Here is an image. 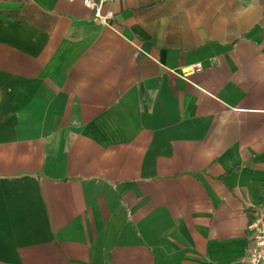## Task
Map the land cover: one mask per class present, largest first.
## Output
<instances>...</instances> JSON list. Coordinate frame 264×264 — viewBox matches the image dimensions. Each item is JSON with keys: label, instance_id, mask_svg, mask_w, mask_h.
<instances>
[{"label": "crops", "instance_id": "1", "mask_svg": "<svg viewBox=\"0 0 264 264\" xmlns=\"http://www.w3.org/2000/svg\"><path fill=\"white\" fill-rule=\"evenodd\" d=\"M108 10L0 0V264H244L264 0Z\"/></svg>", "mask_w": 264, "mask_h": 264}, {"label": "built area", "instance_id": "2", "mask_svg": "<svg viewBox=\"0 0 264 264\" xmlns=\"http://www.w3.org/2000/svg\"><path fill=\"white\" fill-rule=\"evenodd\" d=\"M74 2L75 0H67ZM84 6L94 12L96 20L104 26H110L115 18L113 11H105V7L119 0H80ZM201 65L192 68V71L201 70ZM251 241V250L244 264H264V206L255 208L253 218L247 227Z\"/></svg>", "mask_w": 264, "mask_h": 264}]
</instances>
